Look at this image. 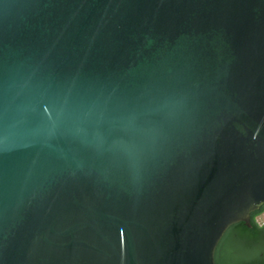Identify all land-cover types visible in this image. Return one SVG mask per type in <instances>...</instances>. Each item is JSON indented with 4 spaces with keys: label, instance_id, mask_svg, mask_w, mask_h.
Returning <instances> with one entry per match:
<instances>
[{
    "label": "water",
    "instance_id": "obj_1",
    "mask_svg": "<svg viewBox=\"0 0 264 264\" xmlns=\"http://www.w3.org/2000/svg\"><path fill=\"white\" fill-rule=\"evenodd\" d=\"M264 204V0H0V264H215Z\"/></svg>",
    "mask_w": 264,
    "mask_h": 264
},
{
    "label": "trees",
    "instance_id": "obj_2",
    "mask_svg": "<svg viewBox=\"0 0 264 264\" xmlns=\"http://www.w3.org/2000/svg\"><path fill=\"white\" fill-rule=\"evenodd\" d=\"M264 211V205L250 215V228L242 223L231 225L221 238L220 250L215 251V264H264L258 256L264 242V225L257 224L255 216Z\"/></svg>",
    "mask_w": 264,
    "mask_h": 264
},
{
    "label": "flooded vegetation",
    "instance_id": "obj_3",
    "mask_svg": "<svg viewBox=\"0 0 264 264\" xmlns=\"http://www.w3.org/2000/svg\"><path fill=\"white\" fill-rule=\"evenodd\" d=\"M263 205H264V204H263ZM263 205H262V206H263ZM239 223H242V222H239ZM242 224H243V223H242ZM263 225H264V223H263ZM246 227H247V228H250L251 226H250V227L246 226ZM220 243H221V239H220V241L218 242L215 251H219V250H220ZM259 243H261L262 245H261L260 250L258 251V256H259L262 260H264V242H259ZM218 264H221V263L219 262Z\"/></svg>",
    "mask_w": 264,
    "mask_h": 264
},
{
    "label": "rangeland",
    "instance_id": "obj_4",
    "mask_svg": "<svg viewBox=\"0 0 264 264\" xmlns=\"http://www.w3.org/2000/svg\"><path fill=\"white\" fill-rule=\"evenodd\" d=\"M255 221L257 224L261 225L264 222V211L257 216H255Z\"/></svg>",
    "mask_w": 264,
    "mask_h": 264
},
{
    "label": "built area",
    "instance_id": "obj_5",
    "mask_svg": "<svg viewBox=\"0 0 264 264\" xmlns=\"http://www.w3.org/2000/svg\"><path fill=\"white\" fill-rule=\"evenodd\" d=\"M263 223H264V222H263ZM263 223H262V224H263Z\"/></svg>",
    "mask_w": 264,
    "mask_h": 264
}]
</instances>
